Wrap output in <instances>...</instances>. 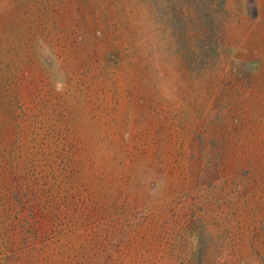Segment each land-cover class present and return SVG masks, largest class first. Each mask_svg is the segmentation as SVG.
<instances>
[{
	"label": "rangeland",
	"instance_id": "rangeland-1",
	"mask_svg": "<svg viewBox=\"0 0 264 264\" xmlns=\"http://www.w3.org/2000/svg\"><path fill=\"white\" fill-rule=\"evenodd\" d=\"M177 5L0 0V264H264V0Z\"/></svg>",
	"mask_w": 264,
	"mask_h": 264
},
{
	"label": "trees",
	"instance_id": "trees-1",
	"mask_svg": "<svg viewBox=\"0 0 264 264\" xmlns=\"http://www.w3.org/2000/svg\"><path fill=\"white\" fill-rule=\"evenodd\" d=\"M157 2V0H152ZM225 0H179V5L177 7L169 8L171 13L169 15L174 18H183L187 23L191 21L198 22L199 30L194 32L189 29H186L187 34V43L189 50H198L199 47L194 46L191 42L193 36L208 38V31L212 29L210 23L213 25L215 22V17L220 11L223 10L222 5ZM171 2H168V4ZM170 5V4H169ZM201 50H212L211 45L206 43L201 47Z\"/></svg>",
	"mask_w": 264,
	"mask_h": 264
}]
</instances>
